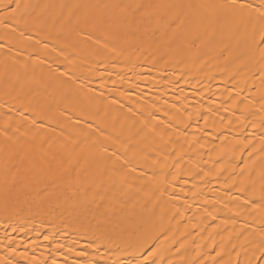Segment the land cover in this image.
<instances>
[{"label":"bare ground","instance_id":"1","mask_svg":"<svg viewBox=\"0 0 264 264\" xmlns=\"http://www.w3.org/2000/svg\"><path fill=\"white\" fill-rule=\"evenodd\" d=\"M230 2L0 0V264H260L264 55Z\"/></svg>","mask_w":264,"mask_h":264},{"label":"snow or ice","instance_id":"2","mask_svg":"<svg viewBox=\"0 0 264 264\" xmlns=\"http://www.w3.org/2000/svg\"><path fill=\"white\" fill-rule=\"evenodd\" d=\"M169 7L180 8L183 6L176 5ZM211 7L231 10L233 15H238L240 17L242 23L245 21L246 18L247 22L251 25L253 29V37H254L253 42L256 44L257 48L261 51L262 55H264V47H261L264 46V0H259V4L256 3V0H247V2L243 4H237L236 0H231L230 3L212 5ZM20 8L21 5L19 3H15V0H12V4L3 5V12L8 16H13ZM257 31L259 33L258 40L255 39V34ZM96 131L100 137H103L104 139H110V137L105 136V131H106L105 129H101L98 127ZM101 148H102V153L107 157V159L103 161L105 164L109 160L112 161L113 167L115 166L116 162L119 161H123L124 164H127V161L124 160V155L126 154L127 149H124V151L121 152L119 147H114V150L111 153H109L108 146L102 145ZM118 153L120 154L118 155ZM49 239L51 238L48 236L45 237L46 241ZM144 243H147V241L145 240ZM261 247L264 248V245H261ZM156 254H157L156 252H149L146 259L143 261H139L138 264H150V262L151 264H155V262L152 261L151 258ZM253 259L258 260L260 264H264V251H260V256L258 258L254 257ZM117 264H119V262H117ZM249 264H252V262L250 261Z\"/></svg>","mask_w":264,"mask_h":264}]
</instances>
